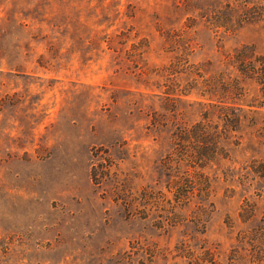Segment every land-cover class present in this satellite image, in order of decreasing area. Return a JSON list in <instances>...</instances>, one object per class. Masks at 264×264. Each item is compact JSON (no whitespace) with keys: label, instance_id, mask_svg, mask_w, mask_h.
<instances>
[{"label":"rangeland","instance_id":"1","mask_svg":"<svg viewBox=\"0 0 264 264\" xmlns=\"http://www.w3.org/2000/svg\"><path fill=\"white\" fill-rule=\"evenodd\" d=\"M263 74L264 0H0V264H264Z\"/></svg>","mask_w":264,"mask_h":264},{"label":"trees","instance_id":"2","mask_svg":"<svg viewBox=\"0 0 264 264\" xmlns=\"http://www.w3.org/2000/svg\"><path fill=\"white\" fill-rule=\"evenodd\" d=\"M263 80H264V74H263ZM263 83H264V82H263ZM238 110L240 111L241 109H240V108H237V111H238ZM260 110H261V109L258 108L257 110H254V111H255L254 113H256V112H257V113H258V112L261 113Z\"/></svg>","mask_w":264,"mask_h":264}]
</instances>
